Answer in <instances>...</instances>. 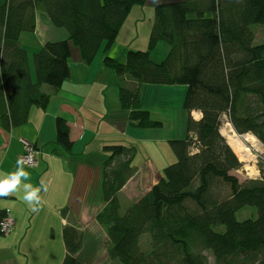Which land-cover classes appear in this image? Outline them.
Here are the masks:
<instances>
[{"label":"trees","instance_id":"obj_1","mask_svg":"<svg viewBox=\"0 0 264 264\" xmlns=\"http://www.w3.org/2000/svg\"><path fill=\"white\" fill-rule=\"evenodd\" d=\"M146 1H0V126L22 127L32 107L46 109L52 99L43 86L60 89L70 78L72 45L91 63L104 42L107 48L114 44L131 9ZM38 9L70 35L45 42L31 55L20 35L36 30ZM154 9L148 49H130L124 61L105 58L119 77L121 106L134 124L161 127L141 103V86L185 84L184 107L203 117H189L184 138L170 140L177 161L124 210L117 192L134 173L136 149L106 147L111 151L104 171L107 205L97 221L109 238L108 256L122 264H264V164L261 177L241 180L233 171L242 162L221 133L227 114L236 132L253 133L264 143V42H255L252 28H264V0H158ZM160 41L169 52L155 61L150 50ZM56 121L57 140L70 149L68 122ZM113 160L119 164L108 171ZM244 206H254L258 215L238 220ZM8 213L0 209V223ZM220 225L225 228L219 230ZM145 232L151 237L146 251ZM63 238L61 264H85L79 258L84 232L68 224Z\"/></svg>","mask_w":264,"mask_h":264},{"label":"crops","instance_id":"obj_2","mask_svg":"<svg viewBox=\"0 0 264 264\" xmlns=\"http://www.w3.org/2000/svg\"><path fill=\"white\" fill-rule=\"evenodd\" d=\"M157 1L147 0L145 4L135 5L114 44L107 48L104 42L91 63L83 61L79 49L72 45L70 78L60 89L43 86L51 94L48 107H32L29 121L22 127L5 130L0 126V174L15 170L16 160L24 151L21 139L25 138L35 144L39 152L37 165L25 168L31 175L26 182L36 187L42 180L48 184V191L41 193L44 204L39 213L32 212L23 201L22 188L9 197L0 198V209L8 210L16 220L13 234L18 230L20 234V243L15 241L12 250L0 247V264H61L66 254L63 231L68 224L84 232L85 242L87 239L93 243L108 240L106 230L97 221L98 213L107 205L104 171L111 151L106 147L122 144L136 149L131 159L134 173L117 192L123 210V206L126 209L132 205L160 181L164 167L170 164L168 158L173 160L172 155L164 151L168 149L166 144L173 138H184L189 117L196 120L203 117L201 111L193 109L189 113L182 104L187 90L185 84L171 89L169 87L176 84L141 86V103L161 122V127L134 124L129 112L121 106L120 80L105 64V58L110 55L124 61L128 50L148 49ZM36 14V30L29 36L20 35L31 55L45 42L61 41L70 35L65 28L52 24L42 9ZM160 42L156 46L160 52L156 57L151 51L155 61L169 52V46ZM30 60L32 68V58ZM126 82L134 81L127 78ZM172 90L179 93L178 98L173 99ZM162 92L166 98L172 97L159 106ZM167 102L170 107L163 106ZM58 117L68 122L73 141L70 149H65L57 140ZM169 124H172L171 131ZM117 164L119 161L113 160L107 170L111 171ZM17 246L16 254L13 249ZM91 252L84 244L79 258L89 264L83 258L93 259L96 252L93 250L90 255Z\"/></svg>","mask_w":264,"mask_h":264},{"label":"rangeland","instance_id":"obj_3","mask_svg":"<svg viewBox=\"0 0 264 264\" xmlns=\"http://www.w3.org/2000/svg\"><path fill=\"white\" fill-rule=\"evenodd\" d=\"M0 1H3V0H0ZM252 28H253V31H255V34H256L255 35L256 36L255 42H257V43L264 42V28L261 25H257V24H254V26ZM23 35L24 36H27V35L29 36V35H32V34H31V32H29V33H23ZM124 41H125V39H124ZM160 43H166V42H160ZM156 49L157 48L155 47V48L150 50V52L151 51L153 52V57H156L160 53ZM166 55H167V53L165 55H163L162 57H160V60L164 59ZM32 68H33V76L35 78V68L33 66V58H32ZM112 71L114 73L113 75H115V71L114 70H112ZM177 85H179V84L172 85L171 87H169V89H171V88H179ZM46 86H48V85H44V87H46ZM186 89H187V87H186ZM172 94H173V99L179 97V93L174 91V90H172ZM171 97H172V95H171ZM171 97L166 98L165 95L162 92L161 95H160V99H159V104L158 105L161 106V103H163V101L169 100ZM182 104H183V101H182ZM163 106L170 107V103L169 102L164 103ZM228 123H230V121H229L228 115L226 114V115H224L222 117V124H223L222 128L224 126H226V124H228ZM230 124L232 125V123H230ZM171 125L172 124H169V126H170L169 127V131H171V129H172ZM232 128H233V130H234V132L236 134H239L238 132L235 131L233 125H232ZM229 135H230V133H228V134H226L224 136H225V138H226V140L228 142L229 141L232 142V145H234V149H235V150L234 149L233 150H234L235 154L238 156V158L240 159V161L242 162V167L239 168L238 170H234L233 173L237 177H240L241 180L261 177L260 176V163L264 164V143H262L261 140L258 139L262 143V146L260 148H256L252 144H249V147L251 149V153L254 156L253 158L249 159L248 156H244L246 154H244V155L242 154V152H241L242 146L240 145L241 146V148H240L239 144L238 143L236 144L235 138L233 136L229 137ZM239 135L242 136L244 134H239ZM166 145H167L166 147L168 149H166V150L164 149V151H165V153L166 152L170 153V155H172L171 157L173 158V160L168 158L167 156L166 157L170 160L169 161L170 164L174 163V161H177L178 158H177L175 152L173 151L172 147L170 146V143H168ZM244 153H245V151H244ZM197 183H198V180L196 181V184ZM123 210H124V206H123ZM257 215H258V211H257V208H255L254 206H244L236 214L238 220H243V219L252 218V217L254 218ZM224 228H225L224 225H220L218 227L219 230H223ZM104 230H105V228H104ZM13 232L14 231H12L11 233L6 234V235H1L0 234V247L1 248H11V250H12V246H15V241H16L17 244L20 243V240H19L20 234H18L19 230L16 233V235H14ZM12 234H13V236H12ZM142 235L143 236L141 238V246L143 247V249L145 251L149 250V248L151 247V245H150V238H151L150 234L148 232H145ZM84 237H85V235H84ZM85 239H86V237H85ZM84 244L86 245V248H88V252H91V250H92V252H93V250H95V252H96V256L93 258L95 261L93 263H95V264H122L118 259L112 260L111 258H109V256H108V247H107L108 244H109V238L106 241H105V239H103V241L101 240L98 243H96V242L93 243V241L91 239H87ZM94 247H96V249H93ZM17 250H18V246H17V248L13 249V251L16 254H17ZM92 252L90 253V255H92ZM83 259H85L86 262H89V264L93 261V259L91 257H89V256H85ZM211 259H212V257H211Z\"/></svg>","mask_w":264,"mask_h":264},{"label":"clouds","instance_id":"obj_4","mask_svg":"<svg viewBox=\"0 0 264 264\" xmlns=\"http://www.w3.org/2000/svg\"><path fill=\"white\" fill-rule=\"evenodd\" d=\"M32 157H18L16 160L15 170L12 172L0 174V198H6L18 191L23 190L22 199L26 202L31 211L39 213L42 210L44 201L41 193L48 191V184L43 180L40 186L36 187L30 182L31 175L25 170L26 166H30Z\"/></svg>","mask_w":264,"mask_h":264},{"label":"built area","instance_id":"obj_5","mask_svg":"<svg viewBox=\"0 0 264 264\" xmlns=\"http://www.w3.org/2000/svg\"><path fill=\"white\" fill-rule=\"evenodd\" d=\"M22 143L24 144V151L20 157H25L28 158L29 156L32 157V160L30 161V166L29 167H35L38 163L39 159V152L36 148V145L33 143H30L28 140L25 138L21 139ZM15 219L9 212L4 221L0 223V231H2L4 234H9L13 231L14 226H15Z\"/></svg>","mask_w":264,"mask_h":264},{"label":"bare ground","instance_id":"obj_6","mask_svg":"<svg viewBox=\"0 0 264 264\" xmlns=\"http://www.w3.org/2000/svg\"><path fill=\"white\" fill-rule=\"evenodd\" d=\"M221 133L224 135L230 133L229 137L233 136L235 138L236 142L242 146V148L244 149L243 151H245V154L248 156L249 159L254 157L251 153L249 144H252L256 148H260L262 146L260 140H258V138L253 133L248 132L247 134H244L242 136L236 134L230 123L226 124V126L221 129Z\"/></svg>","mask_w":264,"mask_h":264},{"label":"water","instance_id":"obj_7","mask_svg":"<svg viewBox=\"0 0 264 264\" xmlns=\"http://www.w3.org/2000/svg\"><path fill=\"white\" fill-rule=\"evenodd\" d=\"M224 135V134H223ZM229 143V142H228ZM230 145V144H229ZM232 146V145H231Z\"/></svg>","mask_w":264,"mask_h":264}]
</instances>
